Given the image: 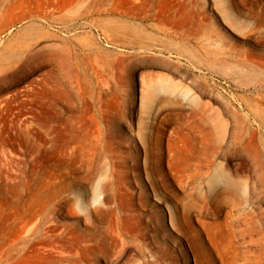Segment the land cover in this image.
<instances>
[{"label":"rangeland","instance_id":"374dc122","mask_svg":"<svg viewBox=\"0 0 264 264\" xmlns=\"http://www.w3.org/2000/svg\"><path fill=\"white\" fill-rule=\"evenodd\" d=\"M0 264H264V0H0Z\"/></svg>","mask_w":264,"mask_h":264},{"label":"clouds","instance_id":"9594fccd","mask_svg":"<svg viewBox=\"0 0 264 264\" xmlns=\"http://www.w3.org/2000/svg\"><path fill=\"white\" fill-rule=\"evenodd\" d=\"M71 196V207L74 213L86 220L90 210L97 207L94 193L91 194L88 198H85L82 193L74 191Z\"/></svg>","mask_w":264,"mask_h":264},{"label":"bare ground","instance_id":"6f19581e","mask_svg":"<svg viewBox=\"0 0 264 264\" xmlns=\"http://www.w3.org/2000/svg\"><path fill=\"white\" fill-rule=\"evenodd\" d=\"M156 89V88H155ZM218 178V175L215 177V179H217Z\"/></svg>","mask_w":264,"mask_h":264}]
</instances>
